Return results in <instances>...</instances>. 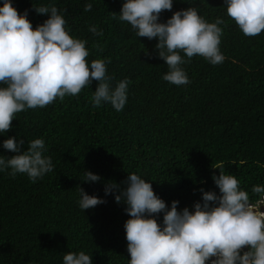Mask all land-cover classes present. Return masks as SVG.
<instances>
[{
	"label": "trees",
	"instance_id": "obj_1",
	"mask_svg": "<svg viewBox=\"0 0 264 264\" xmlns=\"http://www.w3.org/2000/svg\"><path fill=\"white\" fill-rule=\"evenodd\" d=\"M12 2L18 12L28 10L33 27L49 15L37 13L33 4L51 2L65 10L71 34L87 41L86 59L103 58L113 83L124 77L131 83L120 111L107 103L92 105L98 83L93 79L78 95L17 112L0 133V155H14L2 144L8 136L23 137L25 149L27 141L42 136L55 165L35 182L25 173L0 171V264H62L70 250L89 253L93 264H128L127 205L104 193L107 181L125 188L128 172L150 179L169 207L178 200V209L191 210L202 199L201 188L219 194L212 177L220 170L212 164L223 161V170L254 198L252 186L264 184V167L257 163H264V30L243 34L224 0H190L205 19L224 20V59L213 65L193 55L183 65L190 82L175 85L161 78L167 65L157 55V39L138 37L112 12H119L123 0H91L88 11L87 0ZM189 6L188 0H173L159 19ZM90 25L103 35H93ZM85 169L101 179L84 181ZM79 187L105 202L82 210Z\"/></svg>",
	"mask_w": 264,
	"mask_h": 264
},
{
	"label": "clouds",
	"instance_id": "obj_2",
	"mask_svg": "<svg viewBox=\"0 0 264 264\" xmlns=\"http://www.w3.org/2000/svg\"><path fill=\"white\" fill-rule=\"evenodd\" d=\"M189 7L176 10L166 21L159 17L171 10L173 0H123L116 17L127 21L138 37L156 38L157 55L167 65L162 79L175 85L190 82L184 64L193 55L202 56L215 65L223 61L220 40L224 20L209 21L188 0ZM228 16L246 36L264 30V0H224ZM91 0L84 10L92 8ZM47 19L33 27L28 10L18 12L12 0L0 4V133L12 125L15 114L27 108L44 107L66 95H78L84 86L98 81L90 101L94 106L110 104L115 110L127 102L128 77L116 80L107 73L103 58L86 59L87 41L71 34L63 9L54 3L34 5ZM93 35L102 36L103 29L90 25ZM183 53V55H182ZM8 136L4 149L14 155H0V171L9 175L25 173L35 182L55 165L47 155L44 137L27 141ZM232 163H237L233 161ZM239 164L245 163L241 159ZM264 167V163H260ZM215 191L202 188V199L192 209H178V200L170 207L155 193L150 179L138 172H128L127 186L119 189L115 181L104 184V193L123 201L129 218L124 222L129 253L128 264H264V184H254L250 197L238 178L223 170V161L212 164ZM100 176L85 169L84 181L95 182ZM78 206L82 210L105 202L104 197L87 193L79 187ZM163 213L162 221L158 220ZM247 246V250H244ZM62 264H93L92 255L84 250L67 251Z\"/></svg>",
	"mask_w": 264,
	"mask_h": 264
},
{
	"label": "water",
	"instance_id": "obj_3",
	"mask_svg": "<svg viewBox=\"0 0 264 264\" xmlns=\"http://www.w3.org/2000/svg\"><path fill=\"white\" fill-rule=\"evenodd\" d=\"M261 210H264V205H261ZM244 250H247V246H244Z\"/></svg>",
	"mask_w": 264,
	"mask_h": 264
},
{
	"label": "built area",
	"instance_id": "obj_4",
	"mask_svg": "<svg viewBox=\"0 0 264 264\" xmlns=\"http://www.w3.org/2000/svg\"><path fill=\"white\" fill-rule=\"evenodd\" d=\"M206 264H207V262H206Z\"/></svg>",
	"mask_w": 264,
	"mask_h": 264
}]
</instances>
